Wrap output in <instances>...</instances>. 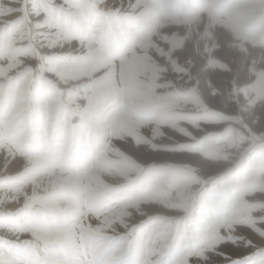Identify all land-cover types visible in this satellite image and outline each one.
Here are the masks:
<instances>
[{
	"label": "rangeland",
	"instance_id": "obj_1",
	"mask_svg": "<svg viewBox=\"0 0 264 264\" xmlns=\"http://www.w3.org/2000/svg\"><path fill=\"white\" fill-rule=\"evenodd\" d=\"M260 239L264 0H0V264H264Z\"/></svg>",
	"mask_w": 264,
	"mask_h": 264
},
{
	"label": "bare ground",
	"instance_id": "obj_2",
	"mask_svg": "<svg viewBox=\"0 0 264 264\" xmlns=\"http://www.w3.org/2000/svg\"><path fill=\"white\" fill-rule=\"evenodd\" d=\"M120 1V0H119ZM113 2V1H112ZM102 5V3H99V5ZM126 4V2H124V5ZM123 5V4H122ZM107 6H110L109 4H107ZM119 7V6H118ZM126 7V6H125ZM123 8V7H122ZM116 10V9H115ZM202 24V23H201ZM204 25V24H203ZM206 27H207V25H206ZM205 30V29H204ZM223 32V34L222 33H218V36L216 37V39H217V42H218V40L220 41V40H222V41H228L229 40V36H228V34L225 32V31H222ZM197 33V32H196ZM197 35V34H196ZM195 35V36H196ZM201 35V34H200ZM205 35V34H204ZM194 36V35H193ZM203 36V35H202ZM197 37V36H196ZM193 38V37H192ZM198 38V37H197ZM196 38V39H197ZM41 40V39H40ZM193 40V39H192ZM201 40V39H200ZM205 40V39H204ZM203 42V41H202ZM188 44V43H187ZM189 45V44H188ZM186 47V46H185ZM191 47V46H190ZM190 47H189V49H190ZM194 47V46H193ZM201 47V46H200ZM55 46H53V47H51V50H55ZM187 49V48H186ZM186 49L184 48V49H182V57L185 59L186 57H188V53H186ZM189 49H187V52H188V50ZM240 49H242V48H240ZM190 51V50H189ZM242 51V50H241ZM238 54V53H237ZM242 53H239V55H241ZM243 55H244V53H243ZM198 57V56H197ZM199 58V57H198ZM188 60V59H187ZM186 60V61H187ZM116 61V60H115ZM114 61V62H115ZM185 61V60H184ZM182 62V61H181ZM190 62V61H189ZM202 62V61H201ZM183 63V62H182ZM199 63H200V61H199ZM184 64V63H183ZM236 65V62H233V63H231V67L234 69V66ZM230 66H228V67H230ZM232 68H230V69H232ZM207 70V69H206ZM203 72V71H202ZM211 74V73H210ZM206 75V74H205ZM204 76V75H203ZM207 76V75H206ZM206 76H204V77H206ZM203 77V78H204ZM207 78H209V76L207 77ZM207 82V81H206ZM228 84H229V82H228ZM211 85V84H210ZM209 85V86H210ZM210 89V88H209ZM226 109L230 112V114L231 115H236L237 113H238V108H237V106L235 105V104H230L228 107H226ZM237 125H240V122H237ZM164 154H167L166 152H164ZM167 155H174V154H167ZM188 158H196V155H191V156H188ZM211 166H213L214 167V169L215 170H218V169H221V168H223L224 166H225V164H222V163H213V164H211ZM259 242H261V243H263L264 244V239H260L259 240ZM225 258V257H224ZM229 258V257H228ZM221 259H223V257H221ZM227 259V258H226Z\"/></svg>",
	"mask_w": 264,
	"mask_h": 264
}]
</instances>
